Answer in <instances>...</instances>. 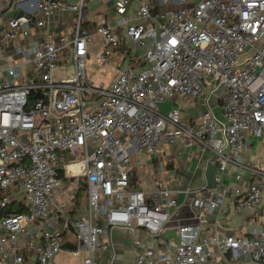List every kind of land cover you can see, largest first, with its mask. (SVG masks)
Listing matches in <instances>:
<instances>
[{"label": "built area", "instance_id": "built-area-1", "mask_svg": "<svg viewBox=\"0 0 264 264\" xmlns=\"http://www.w3.org/2000/svg\"><path fill=\"white\" fill-rule=\"evenodd\" d=\"M0 1L19 12L0 25L1 206L13 185L28 203L0 223V260L12 253L25 264L19 235L31 226L42 238L32 248L36 264L54 259L69 228L81 242L75 256L85 250L84 263L97 264L103 221L133 234L142 250L135 264H264V165L247 161L253 139L264 136V0H201L159 13L148 0H115L113 24L94 31L87 0ZM56 15L73 16L59 29ZM189 96L205 101L198 120L183 117L180 101ZM166 101L174 102L169 112L159 108ZM176 144L210 152L217 173L187 191L195 222L148 245L139 230L159 237L179 208L180 190L170 184L177 173L152 167L148 186L134 188L132 157ZM66 178L86 180L95 220L61 221L53 196ZM232 208L262 228L226 234Z\"/></svg>", "mask_w": 264, "mask_h": 264}, {"label": "crops", "instance_id": "crops-1", "mask_svg": "<svg viewBox=\"0 0 264 264\" xmlns=\"http://www.w3.org/2000/svg\"><path fill=\"white\" fill-rule=\"evenodd\" d=\"M115 0H87V15L89 23L88 29L94 31L95 26L100 23L113 24L115 20ZM153 6L156 13L164 12L169 9L176 11L183 6L197 5L201 0H171L167 4H162L161 0H148ZM136 2H132L128 14L136 16ZM5 3L0 1V25L4 24L12 16L19 12L12 10H5ZM73 15H56L53 18L59 29H64L69 26L67 21H71ZM66 20V21H65ZM37 32V36H40ZM36 36V37H37ZM120 36L128 46H132L128 40L125 31H120ZM3 63L0 62V66ZM118 64L119 61H118ZM124 67V65L122 66ZM183 117L190 120H198L201 117L203 110L206 108L204 99H196L194 97H187L180 101ZM216 115L222 119V111L217 100H211ZM174 106V102L171 105ZM260 160L264 165V136L254 138L252 144L247 152V161L254 163ZM163 166L168 170H175L176 177L173 178L170 184L180 190L178 193L179 208L172 214L170 222L162 231L161 235L153 238L150 233L141 229L139 230L141 239L148 243L153 242L159 245L164 241L171 240L176 237V230L178 226L186 223L195 222V213L193 212L189 199L192 195H188V190H193L202 185L210 184L217 173V165L212 154L208 151H201L193 147H185L182 144L166 145L163 152L159 155L150 157L146 154H139L135 152L132 157V173L131 183L134 188L141 189L148 186L150 180V169L152 167ZM62 175V172H60ZM248 185L250 174H245ZM168 181V178L164 177ZM229 181L230 178H227ZM10 199L7 207L3 208L1 202L5 196L4 192L0 190V223L5 216L23 214L27 212L28 203L25 199L24 191L18 186L13 185L10 188ZM54 205L61 211L59 215L61 221L66 218H82L86 220L93 219L89 206L88 185L84 178H66L61 188L57 189L53 196ZM215 215L211 216L214 219ZM250 212H236L233 208L227 218L223 219V231L226 234L241 233L247 236H252L254 230L261 229L258 223H250ZM95 220V217H94ZM100 225L104 227L105 233L102 238L103 247L96 258L97 264H135V259L138 253L142 250L138 248L134 242V236L131 233L124 232L118 227L110 228L103 221H99ZM212 223V222H211ZM211 226V225H210ZM32 227L27 226L26 230L19 235V241L23 246V254L25 256V264H36V254L33 245L42 238L31 232ZM145 242V243H146ZM149 245V244H148ZM81 249V242L79 241L74 230L69 228L64 231L62 235V249L54 257L49 264H85L84 258L87 257V252L81 250L80 257L75 256L74 252ZM14 254L10 253L0 260V264H15ZM220 264H227L223 259H220ZM230 264H253L243 260L230 261Z\"/></svg>", "mask_w": 264, "mask_h": 264}, {"label": "rangeland", "instance_id": "rangeland-1", "mask_svg": "<svg viewBox=\"0 0 264 264\" xmlns=\"http://www.w3.org/2000/svg\"><path fill=\"white\" fill-rule=\"evenodd\" d=\"M86 12H87V10H86ZM145 51H146L145 49H140L139 55L143 54ZM172 103H173V101H166L164 103H160L159 108L164 112H169L172 109V106H171ZM153 156H155V155H151L150 157H153ZM131 168H132V162H131Z\"/></svg>", "mask_w": 264, "mask_h": 264}, {"label": "water", "instance_id": "water-1", "mask_svg": "<svg viewBox=\"0 0 264 264\" xmlns=\"http://www.w3.org/2000/svg\"><path fill=\"white\" fill-rule=\"evenodd\" d=\"M27 139H28V137L24 138L23 140H24V141H27Z\"/></svg>", "mask_w": 264, "mask_h": 264}]
</instances>
